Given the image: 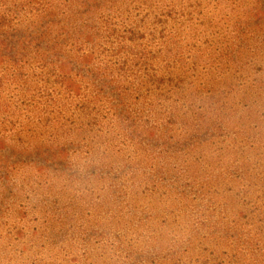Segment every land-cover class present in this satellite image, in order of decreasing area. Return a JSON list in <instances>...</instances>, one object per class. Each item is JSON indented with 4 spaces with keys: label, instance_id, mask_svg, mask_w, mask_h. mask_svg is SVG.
Segmentation results:
<instances>
[{
    "label": "rangeland",
    "instance_id": "1",
    "mask_svg": "<svg viewBox=\"0 0 264 264\" xmlns=\"http://www.w3.org/2000/svg\"><path fill=\"white\" fill-rule=\"evenodd\" d=\"M0 264H264V0H0Z\"/></svg>",
    "mask_w": 264,
    "mask_h": 264
},
{
    "label": "trees",
    "instance_id": "2",
    "mask_svg": "<svg viewBox=\"0 0 264 264\" xmlns=\"http://www.w3.org/2000/svg\"><path fill=\"white\" fill-rule=\"evenodd\" d=\"M1 50H5V46H7V42L1 44Z\"/></svg>",
    "mask_w": 264,
    "mask_h": 264
}]
</instances>
